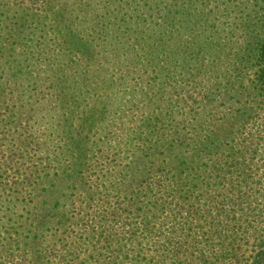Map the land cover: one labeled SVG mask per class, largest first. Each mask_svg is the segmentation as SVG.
<instances>
[{"label":"rangeland","instance_id":"374dc122","mask_svg":"<svg viewBox=\"0 0 264 264\" xmlns=\"http://www.w3.org/2000/svg\"><path fill=\"white\" fill-rule=\"evenodd\" d=\"M159 1L83 60L151 0H0V264H264V0Z\"/></svg>","mask_w":264,"mask_h":264},{"label":"trees","instance_id":"16d2710c","mask_svg":"<svg viewBox=\"0 0 264 264\" xmlns=\"http://www.w3.org/2000/svg\"><path fill=\"white\" fill-rule=\"evenodd\" d=\"M94 1L90 2L89 5L85 8H82L85 12L88 8H91L92 10H95V4H93ZM160 3L159 0H151L149 2V10L146 9L145 7H136V6H129L125 8L123 11L120 12H115L114 9L109 11V12H102V13H95V12H90L91 19L90 23H87L85 28H81L79 25L78 27H72V54L75 56H78L82 58L83 60L86 59V57H90L91 55V49L93 45L96 46H103L104 44H108V46H112L115 44V41H118V37L120 35H123V37H133L136 33V23H142L145 27L149 28L152 27L151 20L152 18V13L156 9V5ZM185 2L182 0H176L175 8L177 10H182L183 7L180 6V4H184ZM75 6L76 9L81 8V2H76L72 3V8ZM108 6V5H107ZM141 9L143 12L138 15L137 18H134L133 16L136 14V12ZM150 12L151 14H149ZM242 14H244V11H241ZM254 11H251L253 13ZM257 13V12H255ZM249 20H246V17L243 19V23L246 28L250 27ZM132 26V27H130ZM257 27L262 29L261 25H256ZM128 28L129 31H127L125 28ZM78 28V29H77ZM133 28V29H132ZM89 32H92L93 35H90ZM261 32H264L261 30ZM264 33H256L254 36L252 33L248 34V39H247V44L250 47H253L254 50L257 51V53H260V57H263L264 55V37H262ZM164 37V36H163ZM151 38V37H149ZM147 38V44L150 48H153L156 52L162 50V47H165L164 43V38L161 39H156V48H154V45ZM141 39H134V42H139ZM120 42V41H118ZM101 43V44H100ZM125 54V53H124ZM255 57V56H254ZM253 57V58H254ZM257 58V56H256ZM259 82L264 84V70L263 68L259 72ZM264 91V90H263ZM146 104H149V101L146 102ZM93 113V112H92ZM92 113L88 114L86 117V126L87 129L91 130L92 128ZM244 117V116H242ZM145 125H148L146 122ZM131 140H129L127 143H130ZM81 142H79L76 145V154L75 158H73V164H72V176L75 175L76 173H79V168L82 167L83 164L82 160L83 155H82V148H81ZM187 241V240H186ZM185 241V242H186ZM181 247H176L175 251L172 250L170 255L173 256V259H178L179 256H181ZM168 257V256H167ZM182 257V256H181Z\"/></svg>","mask_w":264,"mask_h":264}]
</instances>
